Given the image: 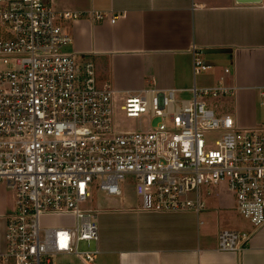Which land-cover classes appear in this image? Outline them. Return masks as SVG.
<instances>
[{
	"label": "built area",
	"instance_id": "obj_1",
	"mask_svg": "<svg viewBox=\"0 0 264 264\" xmlns=\"http://www.w3.org/2000/svg\"><path fill=\"white\" fill-rule=\"evenodd\" d=\"M87 17L112 24L118 19L57 11L51 0H0V185L16 191L0 264H57L72 256L95 264V212L81 204L91 198L94 184L122 197L119 182L128 176L136 181L143 211H198L199 199L190 193L226 185L240 215L255 230L263 227L264 129L242 128L229 113L217 112L216 102L233 89L222 81L195 84L192 99L180 105L176 90L126 93L121 111L147 119L149 128L116 131L118 92L98 85L94 62L78 63L64 52L73 37L57 21ZM211 70L195 51L194 78ZM205 132L219 134L213 147ZM50 216L69 217L73 225L42 228L41 220ZM251 238L222 231L217 250L243 252Z\"/></svg>",
	"mask_w": 264,
	"mask_h": 264
},
{
	"label": "crops",
	"instance_id": "obj_2",
	"mask_svg": "<svg viewBox=\"0 0 264 264\" xmlns=\"http://www.w3.org/2000/svg\"><path fill=\"white\" fill-rule=\"evenodd\" d=\"M51 1L57 11L118 17L114 24L90 17L57 21L73 37L67 47L70 53L94 62L99 86L111 85L117 97L151 87L176 90L178 95L191 94L195 84L211 87L222 81L233 89V95L223 99L226 111L238 126L257 127V103L264 99V2ZM195 51L212 66L197 78L193 75ZM1 192L2 187L0 254H5L7 217L13 212L8 213ZM217 192L201 189L196 197L198 211L146 212L140 201L136 206L96 207L91 210L99 230L96 264H264V226L255 230L240 215L236 201H223ZM225 230L252 235L248 248L239 253L219 252L218 235Z\"/></svg>",
	"mask_w": 264,
	"mask_h": 264
},
{
	"label": "rangeland",
	"instance_id": "obj_3",
	"mask_svg": "<svg viewBox=\"0 0 264 264\" xmlns=\"http://www.w3.org/2000/svg\"><path fill=\"white\" fill-rule=\"evenodd\" d=\"M71 46V45H70ZM69 47V46H68ZM65 53H70L71 49L67 47L64 50ZM71 54V53H70ZM76 60L78 63H83V58H77ZM200 87V86H199ZM204 87V86H203ZM124 97V96H123ZM121 97H117L114 103V116H113V125L116 131L123 132V131H140V130H147L149 128V122L147 119L138 118V119H130L127 118L125 113L121 111V106L124 102L121 100ZM178 98V105L181 104L183 101H188L192 99V95L190 93H181L177 95ZM260 100V101H259ZM213 100V104H214ZM227 101H217L216 103L219 104L217 108L218 113H229L226 111ZM261 102H264V99H258L257 103V113H258V124L257 127L259 129H264V106L261 105ZM231 108V107H230ZM230 114V113H229ZM204 139L208 146L213 147L214 143L217 139H219V134L215 132H205ZM135 184L136 181L133 177H126L125 180L119 182V186L122 190V198H114L108 196L106 193L100 191L98 188V184H94L92 196L86 202L81 204V208L83 210H94L96 207H125V206H136V204L140 201V205H142V199L137 196L135 191ZM2 187V199L4 200L5 206L8 208V213L13 212L15 208V201H16V191L14 189L8 188L6 185H0ZM203 189V188H202ZM209 192H212V189L206 188ZM205 191V190H202ZM217 194L218 197L223 201L231 202L235 197L233 193H231L226 185H222L219 189ZM197 193H190V199H197ZM111 199H117L118 203L114 204L111 202ZM121 201L124 204H121ZM11 211H10V210ZM72 219L69 217H59V216H50L45 217L41 220L40 225L42 228H53V227H71L73 224L68 223ZM57 264H82L76 257H67L62 258L56 261ZM96 264V262H95Z\"/></svg>",
	"mask_w": 264,
	"mask_h": 264
},
{
	"label": "water",
	"instance_id": "obj_4",
	"mask_svg": "<svg viewBox=\"0 0 264 264\" xmlns=\"http://www.w3.org/2000/svg\"><path fill=\"white\" fill-rule=\"evenodd\" d=\"M264 0H236L239 5H261Z\"/></svg>",
	"mask_w": 264,
	"mask_h": 264
}]
</instances>
